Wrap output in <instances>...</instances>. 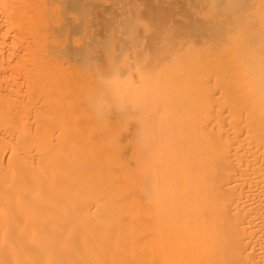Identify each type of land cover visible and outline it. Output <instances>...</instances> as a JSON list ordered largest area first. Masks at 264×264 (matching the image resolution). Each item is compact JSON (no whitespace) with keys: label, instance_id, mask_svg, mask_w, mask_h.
Listing matches in <instances>:
<instances>
[{"label":"bare ground","instance_id":"6f19581e","mask_svg":"<svg viewBox=\"0 0 264 264\" xmlns=\"http://www.w3.org/2000/svg\"><path fill=\"white\" fill-rule=\"evenodd\" d=\"M61 1L62 0H0V264H264V0H204L203 3L204 6H206L205 10H202L203 7L201 8V5L199 6L197 3L196 5L188 4L187 6L185 3L186 0H182L181 4L184 2L187 6L183 5L187 9V11L184 10L185 13L187 12L186 14L180 13V11L183 12L182 8L181 10H179L180 8H176V10H173L172 14L170 13L171 15H168L164 23L153 26L151 23H147L145 20L141 19L137 20L129 31H123L121 25L124 20L131 16L130 12L125 10L126 3L119 2L118 0H110L109 2L95 0L93 2L94 13L98 16L107 17V11L110 10L108 19H113L112 24L114 27L107 28V31L111 34L112 38L118 39L116 41L120 43L114 40L113 43H111L112 45L116 42V44H118L117 47L120 46L122 48V46H126L128 49L130 48L133 50V52L138 48L137 55L140 51L142 52L145 50H147V52L145 51L146 54H148L150 50L153 54L157 49L156 52H162L168 50L171 44L174 46V49L177 45L178 51L182 50L184 53H192L191 57L194 65H192L191 61L189 62L187 60L184 63L182 59L180 61L178 58L173 60L174 64L176 60L178 64L181 63L183 66L186 64L184 70L187 67L190 70V73H188L189 71L186 68L187 73L190 76L193 75L191 79L190 77L188 78L189 83H191L193 87V83H198L199 88H197V91L199 90L200 96L199 98H194L195 96L193 95L195 92H193L191 97L188 96L192 100L191 104L189 103L188 105L187 100H189V98L185 96L184 93V97L182 98L186 100L183 99V102H185L184 104L187 105L186 109L185 107L182 109L181 107L178 108L177 104L178 106H182L181 104H183L182 98L178 97L179 95L182 96L183 91L182 94H177L175 91H179L178 85H174L172 88L173 80L171 79L170 81V78H168L170 81H168L169 87L171 88L170 91L174 92L175 95L177 94L180 101L174 93L168 94L172 95L173 98L167 95L170 91L168 90V86H165L166 84H164L163 79H166V75L167 77L172 76L171 74L173 73L170 74L169 72V76L167 74L168 71L165 70L164 76L163 69L167 64V67L170 69L172 68L171 70L175 67H173L174 65L171 62L169 65L167 61V64L164 61V64L162 63V68L158 65L161 74L157 76L156 71L158 69L156 68L157 70L155 71L157 81L164 77L162 81H160L161 84H157L160 96L158 99L160 100V98H162L161 95L164 93L165 99L167 101L169 100V103L173 102L172 104H174V99L177 100L175 108L179 110L174 113L175 115L173 114L174 109L172 110L174 106H170L172 115H174V117H172L173 121L171 122L173 126L170 123L166 125L170 119L167 120L164 117L165 120L163 118V116L167 117V114H169V116L171 114L168 106L166 109L168 108L167 110H169L170 113L164 109V113H168L162 116L160 112L162 110L159 111L161 114L159 118L163 120L162 122H158V124L159 127L161 126L163 128L155 131L156 133H153L154 130L151 132V128L149 130V126L146 125L144 120H142L144 122L140 123V121L137 124L134 121L135 119L133 120L131 117L138 126L133 130L131 129V131L126 130L127 132L121 134V138L126 139L123 140L124 145L128 139L131 141L130 145L122 146L119 144V141H116L115 133L107 130V132L109 131V133L113 134V139H116V142L112 139L109 140L110 138L107 139V135L104 134V130L107 129L106 127L108 125L109 128L114 126V123H112V125L110 124L111 121H115V119H111L110 122L108 121L110 124H105L106 126L102 127L104 132L101 130V133L104 139L108 140H105V143L109 145L115 142V144L109 145L110 147L108 150H104L105 153L100 155V153H103L101 151H103L104 148L100 150L98 142L99 139H103V137L100 134L101 137H99L97 133L92 135L94 137L97 135L96 140H94L97 142L95 143L93 141V143H90L91 149H89L86 144L88 149L86 147L84 148V137L91 130L87 125L91 123H86L87 125L83 123V127L86 126L88 130H90L88 131L86 129V131L84 128L87 133L83 132V135L85 134L83 138L78 136L82 142V147H79L80 144L77 141L79 145L77 146L78 149H75L77 152H74V156L71 155L75 148L72 146H74L73 144L76 142H72L70 138L68 142H66L65 138L61 139L66 142L64 144L68 143L70 145V141L73 143L71 145L72 149L69 147L70 154L67 152L71 159H68L69 157L63 158L69 155L66 154L64 156L66 150L64 152L62 150L63 154L60 152L61 148L59 147L62 145L56 147L57 149L53 147L55 146L54 144L59 141L58 136L55 137L58 139L55 143L48 144L55 139L53 138V133H56L54 128L52 129L55 131L51 130V128L49 129V127H51V125L53 126V123H55L51 121L53 118L51 117L52 115H49L51 117L50 123L47 119H44L47 117H40V114H42L40 110H45L42 106L43 104L46 105L44 102L47 101L44 100V98L48 97L42 99V95L45 93L40 95L41 91L37 90L34 86L37 92L35 94L36 97H34L35 99H33L32 96L34 93L31 88L33 82H39L37 87H39L41 83L43 84L44 81L42 82V80L44 79V75H42L41 69L44 68L46 63H51L54 69L56 68L59 70L62 69L63 62H66V58H64L65 56L63 55L56 54V56L51 58L47 56V53H50V49L52 50L55 47H53V44L55 43V45H57V40L60 39V43H64L68 40L67 36L66 38L62 36L66 34V31L64 29V20L61 19ZM162 1L168 4V2L171 3L172 0ZM192 1L190 0L187 3H191ZM142 2L144 1L141 0L140 2V0H135V5L141 7L140 5ZM208 3L215 4L216 6L223 5L225 12L213 13L211 8L207 9ZM54 5L56 6L54 7ZM176 7H179V4H177ZM164 8H166V6ZM54 16L56 17L54 18ZM51 19L55 22L53 23ZM48 21L50 22L48 23ZM71 21L73 23L79 21L78 15L73 13ZM157 21L158 20H156V22ZM62 29H64L65 34H61V31H63ZM43 31L46 35H43V43L40 45L41 43L39 41L37 42V39L40 40L42 38H37V35L40 34L39 32ZM101 31H103V29H100L99 24H97L96 28L89 32V34L91 33L90 37L87 33L86 35L90 40L92 39V34L96 35L94 38L95 40ZM48 33L50 34L47 35ZM57 33L61 34L60 36L62 37L59 36L55 42V39L52 38H57V36L55 37ZM40 35H38V37ZM106 36V38H110V36ZM150 36L154 38L150 39ZM45 37H50L51 41H49V38V40L47 39V41L44 42V40H46ZM138 37L141 38V40L137 39ZM64 38L66 40H64ZM99 38L101 39L102 37L99 36ZM104 38H102V43L108 42V40L105 41L106 38L105 40ZM145 38L150 39V42L154 41L153 44H156L158 48L152 51V45H148L151 43L149 41H147V43ZM100 39L97 41L96 45L99 47L92 46V48H99V50L103 49H100L102 43L98 44ZM52 40H54V43ZM48 41L50 44L52 43L51 46L53 48H47L46 50H49V52H45L46 55L44 51L40 50L37 46L39 44L40 48L43 46L45 49L46 43H49ZM76 42L78 43V41H75L74 44H77ZM60 43L56 46L57 49L58 46L60 47L62 45ZM43 44H46L45 47ZM103 44L105 45V43ZM108 44L110 45V43ZM77 45L80 44L78 43ZM85 45L86 48H88V45ZM64 46H66V43L65 45L63 44V47ZM82 46H84V44ZM147 46H150L151 49H146ZM47 47H49V45ZM109 47L107 46L106 48L108 49ZM79 48L80 50H76L80 53L83 47L80 45ZM86 48L84 47V50ZM121 48H119V51ZM154 48L156 47L153 46V49ZM61 49L62 48H60V50ZM113 49L115 50L118 48L114 47ZM96 50H93V53ZM62 51L63 50H61V52ZM89 51L91 52V50ZM89 51L87 50V53ZM130 51L128 52L131 53ZM72 52L73 54L76 53L74 50ZM110 52L111 51H109V53ZM122 52H119L120 55L124 54ZM87 53L85 52L83 56H86ZM101 53L105 54L104 51L99 54ZM172 53L177 52L172 51ZM172 53L170 52L167 55L170 56ZM53 54L55 55V52ZM77 54L78 53H76L75 56L79 57L78 59L76 57L79 62L85 61L86 59L88 60L91 56L90 54L88 58L84 60V57L80 54L83 57L81 61L79 60L80 56ZM95 54H97V52ZM146 54L144 55L146 59L143 57L142 59L147 60ZM152 54H150V56ZM156 54L157 53H155V56H157ZM92 55L94 56V54ZM98 56L96 55L95 57ZM141 56H139V58ZM111 57H114V55H111ZM116 57L118 56L115 55V59ZM191 57H187L188 60H191ZM73 58L71 57V59ZM90 58L92 59H90L89 63H87V60V62L85 61L87 64H92L93 62L91 63V60L94 61L95 59L93 57ZM97 60L99 62L100 59ZM105 60H108V58ZM111 60H113V58ZM111 60L109 59L108 61ZM68 61L70 60L68 59ZM98 62L95 65L100 69ZM127 62L130 63L131 61L127 60ZM132 62L131 64L135 66L136 63H134V61ZM145 62L148 64L150 63L148 61ZM155 62L156 60L152 64ZM187 62L195 67L191 68L190 66L189 68ZM71 64L73 65V63ZM124 64L127 65L126 61ZM124 64L121 65L122 69L125 66ZM106 65L104 68L106 67L107 69L108 67L110 69L111 64L110 66ZM112 65L114 66V64ZM175 66L178 68L177 64H175ZM85 67H82V70H85L86 73L81 72V74L85 73L86 76H89L87 75L89 74L87 73V69L90 66L88 65L87 68ZM79 68L80 67H78V69ZM94 68L96 69V67ZM94 68V72L97 71V73H95V77H97L98 72L102 70L98 71V69L95 70ZM116 68L112 69L116 70ZM139 68L140 67H138V69ZM193 68L196 70L195 73L191 72ZM67 69L69 70V68ZM72 69H74V67ZM141 69H143V67H141ZM145 69L146 68H144V71H148ZM63 70L64 69H62V71ZM74 70H71L72 74ZM93 70L91 69L92 72ZM125 70L124 68V71ZM139 70V74L137 71H133L139 76V78L136 77V79L141 78L142 80L144 71L142 72V77ZM43 71L44 70H42V72ZM77 71L79 73L80 70ZM91 71L89 70V72ZM174 71L175 70L171 72ZM50 72L47 71V73ZM102 72L101 74H103ZM151 72L153 73L154 71ZM54 73L56 74V72ZM110 73L112 74V72ZM179 73L182 72L179 71ZM59 74L63 77L61 72ZM108 74L109 73H107V75ZM133 74L135 73L133 72ZM188 74L187 76H189ZM46 75L44 77H46ZM93 75L91 76L92 79ZM111 76L112 75L109 77ZM129 76L130 81H132L131 77L133 75ZM145 76L147 75L145 74ZM91 77L89 76L90 79ZM59 78H56V81L60 82ZM67 78H69V76H65L63 78L64 84L60 82L61 84L58 86L65 85L66 93H69V96L72 97L76 96V100L71 99L73 106L69 105L71 102L68 97L69 101H65L67 104H64V106L66 105L67 107H71L70 109H73V101L76 102L79 100L77 98L78 90H76L77 92L73 91V87L76 84L72 86L73 90H71L70 84L73 78L70 84L67 83L69 82ZM80 78L81 79L78 77L77 79V82H80V86L83 82L84 84L91 82L89 79L88 81L82 80V75ZM99 78H101V80L104 79L102 77ZM99 78L98 80L101 83L105 82L101 81ZM52 80L53 79H51V82H55ZM104 80L108 81L107 78ZM94 81H92V83H94ZM130 81L127 82L131 83ZM112 82L111 80L110 82L108 81V86H110ZM176 82L177 80H174V84H176ZM66 83L70 89H67L68 86H66ZM92 83L88 84V86L85 85L93 90L92 87L94 85ZM107 83H104L105 86ZM128 83L126 84L128 85ZM115 84L116 83H113V85ZM123 84H125V82ZM83 85L81 86L84 88L83 90L78 86L80 96L82 92V96L85 95L84 90L86 87ZM127 85H125V87H127ZM161 85L163 91H165L163 93L160 92L162 89L160 88ZM163 85L167 89V93ZM50 86L54 87V91L56 90L57 92V87L55 89L54 84ZM105 86L103 85L101 88H104L106 91L105 88L107 86ZM123 86L124 85H122V87ZM100 87L98 85L99 90L103 91ZM114 87L115 86H113V89ZM179 87L181 86L179 85ZM47 91L50 92L48 88L46 92ZM64 91L63 93H65ZM72 91L77 95H71ZM108 91L109 90H107V92ZM141 91L140 93H143V91ZM127 92L128 91H126V93ZM63 93H56L57 95L55 97L58 96L57 100L61 99L59 98L60 95L63 99L65 98L67 94L63 96ZM151 93L152 90H150V94ZM102 94H105V92ZM145 94L144 91V95L142 96H145ZM99 95L101 96V94ZM99 95L97 100L100 98ZM85 96L84 98L88 101L90 95H88V97ZM93 96L91 99H93ZM111 96L114 95L110 94L109 97ZM103 97L106 96L104 95ZM81 98L82 97H80V100ZM84 98H82V100ZM116 98L113 100L116 101L118 99ZM51 99L52 97H50V100ZM104 99H108V97ZM150 99L151 97L145 100ZM165 99H162L161 104L165 103L163 102ZM32 100H34L33 103L35 102L34 104L37 109H34H36L37 112L34 109L33 111L31 110ZM50 100L48 104L53 106V100ZM97 100H94V102ZM154 100L156 99H153V101ZM84 101L85 99L81 102H77L81 105ZM99 101L101 102V100ZM94 102L88 101V104L95 105ZM103 102L104 101H102V103ZM54 103L58 105L56 99ZM107 103L109 102L105 104L107 105ZM143 103L141 104L143 105ZM99 104L97 105V110H99ZM149 104L151 105V103ZM89 105H86L88 109ZM142 105L140 107H142ZM59 106H63V103ZM103 106L104 105L101 106L100 111L105 109L104 106L102 110ZM81 107L82 106H80V108ZM84 107L85 106L82 108ZM153 108L154 106L151 109ZM74 110L76 109L74 108ZM142 110H144V108ZM132 111L130 112L132 113ZM156 111H158L157 108ZM31 112L36 114L32 115ZM44 112L46 111H43V113ZM53 112L55 113V111ZM68 112L69 111H67V113ZM82 112L83 110L81 112L76 110L73 114H71V112L69 113V118L73 117L70 119L71 121L73 119V121L67 120L65 123L67 124L69 121V123L71 122L73 125L71 126L72 131L69 130L68 135L71 136L73 134L71 132L73 131L75 133V129L78 127L77 125H81L80 123L77 124L74 117H82L80 120L83 121ZM152 112H148L149 116H151L150 114H152ZM99 113L100 112H98V114ZM34 115L35 117H33ZM91 116L93 117L94 115ZM91 116L88 117L89 120H91ZM96 116L97 114H95L94 117ZM146 116L148 115L144 117ZM126 117L128 116H125V118ZM96 118L99 117L97 116ZM118 118L119 117H117V119ZM64 119L60 116L59 119H57L62 123L59 125L61 133L59 131L57 134H62V131L64 132L66 128L69 129L68 126L70 125L65 126L64 121L66 120ZM84 120L86 121V118ZM99 120L102 121L101 117ZM129 120L131 121V119ZM126 121H119V123H126ZM154 121L156 120L154 119ZM40 122H43L41 125L47 124L46 126L49 127L44 126L45 130L42 129L43 127L40 128ZM163 122H166V126H164ZM104 123H107V119L106 122L103 121V124L101 122L102 125H104ZM75 124H77V127L73 129ZM131 124L129 125L131 126ZM152 125L151 123V126ZM123 126L121 125V129L125 127ZM62 127L65 129L63 130ZM146 127H148V129ZM165 127L169 129L167 130ZM164 128L168 134L164 132ZM78 129L77 131H79V133L81 130L83 131L82 125L81 127L79 126ZM58 130L59 129H57V131ZM110 130L112 131L113 128ZM82 131L80 133L81 135ZM32 132H34L36 136V142H34L36 143L34 144L35 146L32 144L34 141L32 140L34 137H32V135H34ZM44 133L46 134L44 135ZM120 133H123V130L122 132L120 131ZM64 135L63 133V135L59 136L60 138L67 137V135ZM75 135H77V133ZM75 135L73 134V137ZM92 136L90 133L89 138L91 141L94 138H92ZM117 136L120 138L119 134ZM73 137L71 136V138ZM44 138L45 140L50 138V140L48 139L46 140L47 142H42ZM44 142H46V145L48 144L47 146L53 145V148L49 146V150L45 149L47 154L42 146ZM60 144L62 143L60 142ZM68 144L66 146H68ZM97 145L98 148L96 147ZM52 149L56 151L53 152ZM53 153H61L59 154L61 157L57 155L59 156L58 159L61 158L63 161H65L64 159H68L70 167V163L73 162V167L71 168L76 170L74 178V175L71 179L67 178L68 176L66 179H64L65 177L63 178L66 172L62 171V169L60 170V168L61 166L63 167L64 164L65 167L67 161L63 163L60 159V163L62 162L63 165L59 164V161L56 162L57 164L53 163V165L51 164L52 161H50V165H48V160H52L48 159V157L50 155L52 157ZM126 154L128 156L127 161L125 159L127 158ZM57 156L54 154V159L57 158ZM58 159H55V161ZM70 160L72 161L69 162ZM50 167L53 169H50ZM70 167H68V169L72 170ZM68 169L67 171H69ZM61 171L63 173L65 172V174L61 173ZM51 172L56 175H53ZM50 175L53 180V186L45 183L46 178L49 177L51 180ZM69 177H71V175ZM63 181H65V183L67 182V185L68 182L72 183V185H70V183L68 185V189L73 187L72 189L70 188L72 191L75 189L73 183L75 185L77 184L78 190L73 194L71 193V195L69 193L70 196H67L68 193L67 195H61L62 192L60 191L58 183H62ZM65 183H63L64 186ZM68 189L66 191H69Z\"/></svg>","mask_w":264,"mask_h":264},{"label":"rangeland","instance_id":"374dc122","mask_svg":"<svg viewBox=\"0 0 264 264\" xmlns=\"http://www.w3.org/2000/svg\"><path fill=\"white\" fill-rule=\"evenodd\" d=\"M95 0H62L61 1V7H60V9H61V19H63L64 20V23H65V27H64V29H65V31H66V34H65V32H64V29H62L63 31H61V34H65V35H62L63 37L65 36V38H66V36L68 37V40L66 41V42H62V43H60V39L59 40H57L58 38H59V36L61 35V34H56L55 35V37L57 36V38H52V39H55V42H56V40H57V45H58V43H60V44H62L60 47L58 46V49H57V45H55V43H54V40H52V42L54 43L53 44V47L55 46L56 47V49H55V47L53 48L52 46H51V44H50V42L49 41H51V36L49 37L50 38V40H49V38L48 37H45L46 38V40H44V42L45 41H47V39L49 40L48 42L49 43H46L45 45H46V48L44 49L43 48V46H41L42 48H40V45H42V43H43V38H44V36L43 35H46V33L44 34V31L43 32H39L40 34H38V35H40L39 37H38V35H37V38H42V39H40V40H38L37 39V42L39 41L41 44L39 45L38 44V48L40 49V50H43L44 51V53L45 52H49V50L47 51L46 49L48 48V49H50V48H53L52 50L50 49V53H45L47 56H48V58H51V57H54V56H56V54H58V55H63V56H65L64 58H66V62H63L64 64H62V69H64L63 71H62V69H54V67L52 66V64L51 63H49L50 64V66H49V64L48 63H46V65L45 66H47V67H45L44 66V68L43 69H41V73H42V75H46V77H44L43 76V80H42V82H43V84L41 83L40 84V86L39 87H37L38 86V83L37 82H33L32 83V85H31V88L33 89H31L32 91H33V93H34V95H33V93H32V97H33V99H35L34 97H36L35 96V94H36V89L37 90H40L41 92H40V95H42V94H44V95H42V99L44 98V97H48V98H44V100H47V101H45L44 103H46V105L45 104H43V106H42V108H44L45 110H40L41 111V113L42 114H40L41 116L40 117H47V118H44V119H47V121H49V123H50V118L51 117H53L52 118V122H55V123H53V126L51 125V127H49V126H46L47 124H45V125H41L43 122H40V128L41 127H43L42 129H44L45 130V128H44V126L45 127H49V129L51 128V130H53L52 128H54L55 130H56V133H53L54 134V137L53 138H55V137H57L58 136V139H59V141H57L58 139H53V141L51 142L50 141V143H48V144H52V143H55L56 141L58 142H56L54 145L55 146H53V145H49V146H51V148H56V147H59L60 145H62V146H60L59 148H61V150H60V152L62 153V150H63V152L65 153L64 154V156L66 155V154H68L67 152H69V154H70V151H69V147L71 148V145L73 144L72 142H76V143H74L73 145L74 146H72L73 148H74V150L72 151L73 152V154H71V155H73L74 156V152H77V150H75V149H78V145H79V147H82V142H81V140H80V137H84V135H83V132L84 133H87L86 131L88 130V128L87 127H89V128H91V132L89 131L88 132V134L87 135H85V137H84V139H85V142H84V145L86 144L88 147H89V149H91L90 147H91V142L93 143V141L94 140H96V137H97V135H101L102 137H103V135H102V133H101V130H102V127H105L106 125L105 124H107L108 125V123L110 122V120L111 119H115V121L113 120V121H111V124L110 125H112V123H114V126H112V128H113V130L111 131L110 129H112V128H109V125L106 127L107 129H105V128H103V129H105L104 131H105V135H107L106 136V138L108 139V138H110L109 140H116V141H119V144H121L122 146L124 145V141L123 140H126V139H124V138H121V134H124L125 132H127L126 130H129V131H131V129L133 130L135 127H137L138 125V122H140V123H142V122H146V125L147 126H149V130H150V128H151V132H152V130H154L153 131V133H156L155 131H158V129L160 130V128H163V127H159V124H158V122H162V120L159 118L160 116H161V114H162V116L165 114L166 115V113H168L169 112V110H167L166 109V107L168 106L169 107V109L171 108L170 106H174V108H172V110H173V114L174 113H176V111H178L179 109V107H181V109L183 108V107H185V109H186V104H184L185 102H183V99L184 98H182V97H184V93H185V96H190L191 97V95H192V93L193 92H195V94L193 95V96H195L194 98H199V96H200V94H199V90L197 91V88H199V85H198V83L197 82H195V83H193V85H194V87L191 85V83H189V77H190V79H191V77L193 76V75H189L188 73H190V70L188 69V73H187V70H186V68H185V70H184V67H185V65L183 66V64H178L177 63V60L175 61L176 63L175 64H177V67L179 68V71L180 72H182V73H179V71H178V68H176V66H175V64H174V60L173 59H177L178 58V60L180 61L181 59H182V61H183V63L187 60V61H191V63H192V65H194V63H193V60H192V57H191V55H192V53H190V52H188V53H184L182 50H180V51H178L179 49H178V46L176 45V44H174V45H176L175 46V49H174V46H172V44H171V46L168 48V50H165V51H159V52H156L158 49V47L156 46V44L154 45L153 44V42L151 41L150 42V39H153L154 37L153 36H150L151 38L150 39H148V38H145L146 40V42L147 41H149L151 44H148V45H152V51H154V50H156V51H154V53L152 54L150 51V49H151V47L149 46H147V48L146 49H148V50H150V51H148L149 53V55L148 54H146V52H147V50H145V51H140L141 53H142V56H141V53L139 52L138 53V55L136 54L138 51H137V49H136V51H134L133 52V50H131L130 48L128 49L126 46H122V48L120 47V46H118L117 47V45L118 44H116V42H118V41H116V40H118V39H114V38H112L111 37V34L107 31L108 29L107 28H111V27H114L113 26V24H112V22H113V19H108L109 18V13H110V10H108L107 11V17H104V16H98L97 14H95L94 13V4H93V2H94ZM102 2H104V1H107V2H109L110 0H101ZM119 2L121 1V2H124V3H126L125 5H126V8H125V10L126 11H129L130 12V14H131V16L130 17H128V19H126V20H124L123 22H122V29H123V31H129L130 29H131V27L135 24V22L137 21V20H141V19H143V20H145L147 23H151V25H153V26H156L157 24H159V23H164L167 19L166 18H168V15H171L172 13H173V10L175 9L176 10V8L177 9H179V10H181V8H182V11L183 12H181L180 11V13H183V14H186L185 13V11L184 10H186L187 11V9H186V7L188 6V4H193V5H196V3L197 4H199V6L201 5V8H202V10L204 9L205 10V8H206V6H204V3H203V1L204 0H198V2H197V0H191L192 2L191 3H187V2H189L188 0H183V1H185V3L187 4V6L184 4V2H182L183 4H181V1L182 0H175V1H171V3L172 4H174V5H172L170 2H168V4H167V2L166 3H163V1L162 0H143L144 2H142V4L140 5L141 7H138L137 5H135V0H118ZM196 1V2H195ZM140 2H141V0H140ZM154 2V3H153ZM160 2V3H159ZM176 2H177V4H179V7H176L177 6V4H176ZM220 2V1H219ZM123 3V4H124ZM156 3V4H155ZM160 4V5H159ZM203 4V5H202ZM168 5H170V6H168ZM176 5V6H175ZM186 6V7H184V6ZM56 5H54V7H55ZM166 6V8H164ZM168 6V7H167ZM198 6V7H199ZM173 7H175V8H173ZM173 8V9H172ZM185 8V9H184ZM209 8H211L213 11V13H224L225 12V10H224V8H223V5H221V6H216L215 4H212V3H208V5H207V9H209ZM172 9V10H171ZM73 13H75V14H77L78 15V18H79V21H77V22H72L71 21V17H72V15H73ZM171 13V14H170ZM162 15V16H161ZM56 16H54V18H55ZM159 17V18H158ZM165 17V18H164ZM53 18V17H52ZM54 18H53V20H54ZM158 18V19H157ZM163 21H162V20ZM166 19V20H165ZM50 20V19H49ZM52 20V19H51ZM52 20V22L54 23L55 21H53ZM156 20H158L157 22H156ZM161 21V22H160ZM50 21H48V23H49ZM156 22V23H155ZM97 24H99V26H100V29H103V31H101L100 32V34H102V35H100L99 34V36L100 37H102V38H104L106 35H108V36H110V38L108 39V38H106V40H105V38H104V40L105 41H107L108 40V42H103V43H105V45L102 43V41H103V39L101 38H99V36L98 37H96V39L97 38H99L100 39V41H99V43L98 44H101V48L100 49H102L104 52H105V54L104 53H101V54H99L100 52H103L102 50H99V48H95V47H99V46H96L97 45V41L99 40H94V38H95V36L96 35H94V34H92V36H91V40L87 37V35L90 37V35H91V33L89 34V32L90 31H93L95 28H96V26H97ZM124 24V25H123ZM177 24V23H176ZM175 24V25H176ZM120 25V26H121ZM176 26H178V25H176ZM86 33H87V35H86ZM107 33H109V34H107ZM50 33H48L47 35H49ZM93 35H94V37H93ZM62 36H60V37H62ZM104 36V37H103ZM64 38V40H66ZM83 38V39H82ZM85 38V39H84ZM62 39V38H61ZM88 39V40H87ZM137 39H140L141 40V38H137ZM64 40H62V41H64ZM73 40H75V41H78V43L81 45V47H83V48H81V52H83V53H79V51L78 50H76V49H79L80 50V45H77V44H74V42L75 41H73ZM116 41L113 45L111 44V43H113V41ZM95 41V42H94ZM65 43H66V46H64L63 47V44L65 45ZM108 43H110V45L108 44ZM119 43V42H118ZM148 43V42H147ZM171 43H173V42H171ZM59 44V45H60ZM68 44V45H67ZM84 44V46H82ZM85 44H87L88 45V48H86V45ZM120 44V43H119ZM44 45V44H43ZM45 45H44V47H45ZM49 45V47H47ZM75 45V46H74ZM74 46V47H73ZM77 46V47H76ZM92 46H95L94 48H92ZM104 46H105V48H104ZM109 47L108 49L106 48V47ZM153 46H155L156 48H154L153 49ZM84 47L89 51V50H91V52L89 51L88 53H87V50L85 51L84 50ZM90 47V48H89ZM114 47H116V48H118V49H115L116 50V52H117V54H116V52H115V50L113 49ZM124 47V48H123ZM60 48H62L61 50H63L62 52H61V50H60ZM119 48H121L120 49V51H119ZM150 48V49H149ZM96 49H98V50H96ZM122 49H124V50H122ZM170 49V50H169ZM174 49V50H173ZM54 50V51H53ZM74 50V52L76 51V53H78L77 55L78 56H80V59L79 60H81L82 61V59L81 58H83L84 57V60L86 59V58H88V56L91 54V56L90 57H93V58H95L94 59V61L93 60H91V63L92 64H87V63H89V61H90V59H92V58H88V62L86 63L85 61H82V62H79L77 59L79 58V57H77V56H75L76 55V53L75 54H73V51ZM93 50H96V51H94V53H93ZM121 53L122 51V53H124V54H121L120 55V53L118 52V51ZM130 51L131 53H129L128 51ZM87 53V57L84 55L83 56V54H85V52ZM109 51H111L110 53H109ZM114 51V52H113ZM125 51H127V52H125ZM172 53V51H176L177 53H172V54H170V56L169 55H167L168 53ZM55 52V55L53 54ZM56 52H59V53H56ZM97 52V54H95ZM145 52V53H144ZM179 52V53H178ZM180 52H182V53H180ZM64 53V54H63ZM119 53V54H118ZM125 53H127L128 55H129V57H130V59H129V57H128V55L127 54H125ZM135 53V54H134ZM143 53H144V55L146 54V56H147V60H145L146 58L144 57V55H143ZM155 53H157L156 55L157 56H155ZM162 53H164V54H162ZM83 56H81V55ZM92 54H94V56L92 55ZM103 54H104V56H103ZM150 54H152L151 56H150ZM162 56H161V55ZM50 55V56H49ZM71 55V56H70ZM98 56V55H100V56H98V57H95V56ZM111 55L113 56L114 55V57H111ZM115 55L116 56H118V57H116V59H115ZM159 55V56H158ZM164 55V56H163ZM172 55V56H171ZM73 56H74V58H73ZM107 56V57H106ZM139 56H141L140 58H139ZM148 56H149V58H148ZM165 56H167V57H165ZM58 57V56H57ZM71 57L73 58V59H71ZM76 57H77V59H76ZM101 57V58H100ZM104 57V58H103ZM136 57V58H135ZM142 57L143 58H145V59H142ZM182 57V58H181ZM189 57H191V60H188V58ZM63 58V59H64ZM103 58V59H102ZM106 58H108V60L110 59H112L113 58V60H111V61H108V60H105ZM133 58V59H132ZM151 58H152V60H151ZM180 58V59H179ZM187 58V59H186ZM68 59L70 60V61H68ZM97 59H100L99 60V62H98V60ZM115 59V60H114ZM148 59H150V60H148ZM97 60V61H96ZM127 60H130L131 62L132 61H134V63H136V65L134 66V64H131V62L129 63V62H127ZM138 60V61H137ZM141 60V61H140ZM143 60H144V63H143ZM156 60V64L154 63V64H152L154 61ZM107 61V62H106ZM125 61H126V64L127 65H130V66H127V65H125L124 63H125ZM136 61V62H135ZM145 61H148V62H150L149 64L147 63V62H145ZM152 61V62H151ZM164 61H165V63L167 64V62L169 63V65L172 63L173 65H171V66H173V67H175V68H173V70H175L174 72H171V71H173V70H171L169 67H167L168 66V64H167V66L166 67H164V69H163V74H164V71L165 70H167L168 71V75H169V72H170V74L171 73H173V74H171L172 76H170V77H167V75H166V79H163L164 80V84H166L165 86L167 87L168 86V90L170 91L171 90V88L169 87V83H168V81H169V79L168 78H170V81H171V79L173 80L172 82H173V86H171L172 88L174 87V85H178L177 87H178V89H179V91H175L177 94H179V93H181L182 94V91H183V94H182V96L181 95H179L178 97L179 98H182L181 100H182V103L183 104H181L182 106H178V104H177V107L178 108H175L176 106H175V104L177 103V100L176 99H174V104H172L173 102L172 101H170V102H172V103H169V100L167 101L166 99H165V95H164V93L163 92H165V91H163V88H162V85H161V87L160 88H162L161 89V91L160 92H162L161 94V97L162 98H160V100L158 99L160 96H159V90H158V88H157V84L159 83V84H161L160 83V81H162V79L160 80V79H158V81L156 80L157 79V76H158V74H161L160 72H161V70H160V72H159V67H163V65H162V63L164 64ZM167 61V62H166ZM178 61V62H179ZM181 61V62H182ZM79 62V63H78ZM98 62V65L100 66L99 68L100 69H98V66H96L95 64ZM111 64V66H110V64ZM113 62V63H112ZM115 62V63H114ZM159 62H160V64H159ZM171 62V63H170ZM189 62H187V65H188V67L190 68V66H191V68L192 67H195V66H192ZM71 63H73V65L71 64ZM83 63V64H82ZM103 63V64H102ZM109 65L110 66V69L107 67V69H106V67L104 68V66L106 65ZM119 65H118V64ZM133 63V62H132ZM147 63V64H146ZM68 64H70V65H68ZM105 64V65H104ZM112 64H114V66L112 65ZM125 65L124 66V68L126 69L125 71H124V68L122 69L121 68V65ZM144 64V65H143ZM146 64V65H145ZM152 66H151V65ZM77 65V66H76ZM88 65L91 67L92 65L94 66V67H96V69L92 66L91 68L89 67L88 69H87V73H89V74H87V75H89L90 77L93 75V79L95 80V78H96V80L94 81L93 79H92V77H91V79L89 78V76H86V72H85V70H82V67H85V68H87L88 67ZM106 65V66H107ZM118 65V66H117ZM132 65V66H131ZM158 65H159V67H158ZM161 65V66H160ZM69 66V67H68ZM76 66V67H75ZM113 66V67H112ZM127 66V67H126ZM147 66H148V69H147ZM157 66V67H156ZM165 66V65H164ZM52 67H53V69H52ZM65 67V68H64ZM69 68V70L67 69V68ZM74 67V69H72ZM78 67H80L79 69H78ZM101 67H102V69H101ZM117 67V68H116ZM138 67H140L139 69H138ZM141 67H143V69H141ZM49 68V69H48ZM84 68V69H85ZM93 68L95 69V70H97L98 69V71L100 70H102V71H104V72H102L103 74H101V72H98V74H97V77H95L96 76V74L95 73H97V71L96 72H94V70H93ZM104 68V69H103ZM112 68H116V70H114V69H112ZM127 68H129V69H127ZM144 68H146L145 70H148V71H144ZM149 68H150V70H149ZM154 68V69H153ZM158 70H157V69ZM166 68V69H165ZM168 68H169V70H168ZM52 69V70H51ZM91 69L93 70V72L91 71ZM153 69V70H152ZM42 70H44L43 72H42ZM56 70V71H55ZM66 70V71H65ZM71 70H74L73 71V74H75V75H73L72 74V72H71ZM77 70H80L79 71V73H78V71ZM89 70L91 71V72H89ZM107 70H109V71H106ZM127 70H128V72H127ZM130 70V71H129ZM133 70H135V71H137L138 72V70L141 72L140 73V75L143 77V73H144V77L142 78V80L144 81H142L141 80V78L140 79H136V77H138L139 78V76H138V74H139V72H138V74L135 72V71H133ZM157 70V71H156ZM182 70V71H181ZM47 71L48 72H50V73H47ZM68 71H69V74H68ZM76 71V72H75ZM115 71H116V73H115ZM144 71V72H143ZM149 71H150V75H149ZM151 71H154L153 73L151 72ZM155 71H156V74H157V76H156V74H155ZM54 72H56V74L54 73ZM62 73L63 74V77L59 74V73ZM81 72H85V73H82L81 74ZM110 72H112V74L110 73ZM114 72V73H113ZM118 72V73H117ZM126 72V73H125ZM133 72L135 73V74H137V75H135V74H133ZM143 72V73H142ZM148 72V73H147ZM191 72L193 73H195L196 72V70L193 68V70L191 69ZM44 73V74H43ZM66 73H67V75H66ZM93 73V74H92ZM107 73H109L108 75H107ZM152 73V74H151ZM52 76H51V75ZM82 75V80H87L88 81V79L91 81L90 83H92V81H94V83H92L94 86L92 87L93 88V90L92 89H89L87 86H88V84H90V83H88V84H84V82H83V86L84 87H86V92H85V90H84V94L85 95H87L88 93V95H90L89 97H88V95L87 96H85V95H83L82 96V94H83V92H82V94H81V96L79 95V88H78V86L79 87H81L80 86V82L78 81L77 82V79H78V77H79V79H81L80 77H81V75ZM128 74V75H127ZM145 74L147 75V76H145ZM154 74H155V76H154ZM187 74L189 75V76H187ZM68 77L69 76V78H67V79H69V82H67V83H71L70 84V86H71V90H73V91H75V92H77L76 90H78V92H77V94H78V96H77V98L79 99V100H77V101H83L84 99H85V101L87 102H85L84 101V103H85V105H84V103L82 102L81 103V105H80V103H78L77 101L75 102V101H73V100H76V96H74L75 97V99H74V97H72V96H69V93L67 94L66 92V90H65V85L63 86V85H61V86H58V85H60L61 83L62 84H64L63 83V78L65 77ZM71 75H72V77H71ZM100 75H102V76H100ZM107 75V76H106ZM110 75H112L111 77H109ZM115 75H117V76H115ZM129 75H133L131 78V80L132 81H130V76ZM57 76V77H56ZM135 76V77H134ZM154 76V77H153ZM164 76H165V74H164ZM179 76H180V78H179ZM182 76H184V77H182ZM187 76V77H186ZM47 77H49V78H47ZM54 77V78H53ZM60 77V78H59ZM61 77H62V79H61ZM99 77H102V78H107L108 79V81L110 82V80L111 81H113L112 83H110V86H108L109 84L107 83L108 81H106V80H104V79H102L101 80V78H99ZM128 77V78H127ZM160 77V76H159ZM158 77V78H159ZM56 78H59L58 80L61 82H58V81H56ZM73 78V79H72ZM98 78L101 80V81H105L104 83H107V87L105 86V84L102 82H100L99 80H98ZM155 78V79H154ZM184 79V81H183V79ZM51 79H53L52 81H55V82H51ZM71 79H72V81H71ZM126 79V80H125ZM147 79V80H146ZM151 79V80H150ZM46 80V81H45ZM62 80V81H61ZM75 80V81H74ZM82 80H81V82H82ZM98 80V81H97ZM138 80H139V82H138ZM150 80V81H149ZM154 80V81H153ZM174 80L176 81L177 80V82H176V84H174ZM64 81H66V80H64ZM68 81V80H67ZM71 81V82H70ZM115 81V82H114ZM127 81H130L131 83H128ZM157 81V82H156ZM169 81V82H170ZM45 82H46V84H45ZM49 82H51V83H49ZM97 83V85H96V83ZM99 82V83H98ZM125 82V84H123ZM142 82H143V84H142ZM148 82H150V83H148ZM151 82H155V83H151ZM171 82V83H172ZM67 83H66V86H68L67 85ZM101 83V84H100ZM113 83H116L115 85H113ZM126 83H128V85L126 84ZM170 83V84H171ZM51 84H54L55 85V89H56V87H57V92H56V90L54 91V87H51L50 85ZM77 84H79V85H77V87H76V85ZM124 85L123 87H122V85ZM142 84V85H141ZM182 84V85H181ZM195 84H196V87H195ZM45 85V86H44ZM75 85V86H74ZM98 85H99V87L102 85H104L106 88V91L104 90V88H101L100 87V89L101 90H103V91H100L99 90V88H98ZM111 85H113V86H115L114 87V89H113V86H111ZM125 85H127V87H125ZM133 85V86H132ZM135 85V86H134ZM137 85V86H136ZM151 85V86H150ZM179 85L181 86V87H179ZM191 85V86H190ZM34 86L36 87V89H34ZM53 86V85H52ZM72 86H74L73 87V89H72ZM90 86V85H89ZM186 86V87H185ZM198 86V87H197ZM43 89H42V88ZM62 87V88H61ZM63 87H64V89H63ZM76 87V88H75ZM129 87V88H128ZM140 87V88H139ZM163 87H164V85H163ZM176 87V88H177ZM38 88H40V89H38ZM47 88H48V90H50V92H51V94H50V92L49 91H47L46 92V90H47ZM98 88V89H97ZM126 89V91H128L127 93H126V91H125V89ZM128 88V89H127ZM134 88H136V89H134ZM156 88V89H155ZM165 88V87H164ZM45 89V90H44ZM53 89V90H52ZM67 89H70L69 88V86L67 87ZM81 89L83 90L84 88H82L81 87ZM80 89V90H81ZM166 89V88H165ZM184 89V90H183ZM65 90V91H64ZM70 90V91H71ZM107 90H109L108 92H107ZM143 91V93H140V91ZM150 90H152V93L154 94H156V96H155V94L153 95L152 93L150 94ZM177 90V89H176ZM55 93H54V92ZM63 91L65 92V93H63ZM73 91L71 92V95H73V94H76V93H73ZM111 91H113V92H111ZM115 91V92H114ZM117 91V92H116ZM141 91V92H142ZM144 91H145V96H142V95H144ZM149 91V92H148ZM174 91V90H173ZM185 91V92H184ZM68 92H69V90H68ZM88 92V93H87ZM100 92V93H99ZM103 92H105V94H102ZM120 92V93H119ZM125 92V93H124ZM53 93V94H52ZM59 94V93H63V96L65 95V94H67V95H65V98L63 99V97H61V95H60V97L59 98H61V99H59V100H57L58 99V96L57 97H55L57 94ZM81 93V92H80ZM115 93V94H114ZM125 95H124V94ZM130 93V94H129ZM166 93H167V89H166ZM173 94L174 92H168L167 93V95L168 94ZM76 94V95H77ZM91 94H92V96H93V99H91L92 98V96H91ZM99 94H101V96L99 95ZM110 94L111 95H114V96H111V97H109L110 96ZM135 94H137V95H135ZM177 94L175 95V93H174V95L177 97ZM187 94V95H186ZM47 95V96H46ZM49 95V96H48ZM51 95V96H50ZM54 97H53V96ZM98 95L100 96V98H98V100H97V97H98ZM106 96V97H103V96ZM147 95V96H146ZM166 95V96H167ZM84 96L85 97H88V101L90 102H94V100H97L96 102H97V104H96V102H94V104L95 105H89L88 104V101L86 100V98H84ZM118 96V97H117ZM142 96V97H141ZM169 97L171 96V98H173V96L172 95H168ZM50 97H52V99L51 100H53V106L51 105H49L48 103H49V100H50ZM70 99V102H71V99H73L72 101H73V103H74V107H72L73 109H70L71 107H67L66 105V108H65V106H64V104H67V102L69 101V99ZM80 97H82V98H84L83 100H82V98H81V100H80ZM102 97H103V99H102ZM108 97V99H104V98H107ZM118 99H117V98ZM151 97V101L150 100H145V99H149ZM156 97V98H155ZM177 97V98H178ZM190 97H188L189 98V100H187V103H188V105H189V103L191 104V98ZM56 99V102L58 103V105H55V99ZM109 98H110V100H109ZM114 98H116L117 100L115 101V100H113ZM133 98V99H132ZM139 99V100H137V99ZM144 98V99H143ZM178 98V99H179ZM136 99V100H135ZM153 99H156V100H154L153 101ZM162 99H165V100H163V102H165V103H162L161 104V101H162ZM50 100V101H51ZM68 100V101H67ZM93 100V101H92ZM99 100H101V102L99 101ZM106 100V101H105ZM112 100V101H111ZM142 102H141V101ZM158 100V101H157ZM185 100V99H184ZM33 101L34 100H32V104H31V110L33 111V109L34 108H36V105L33 103ZM59 101V102H58ZM65 101H67V102H65ZM102 101H104L103 103H102ZM115 101V102H114ZM133 101V102H132ZM138 101V102H137ZM145 101V102H144ZM179 101H180V99H179ZM186 101V100H185ZM69 102V103H70ZM106 102H109V103H107V105L105 104ZM127 102V103H126ZM144 102V103H143ZM147 102V103H146ZM156 102V103H155ZM56 103V104H57ZM62 103H63V106H59V105H62ZM78 103V104H77ZM100 103V104H99ZM115 103V104H114ZM130 103V104H129ZM141 103H143V105L141 104ZM149 103H151V105L149 104ZM99 104V110H97L98 109V105ZM109 104V105H108ZM114 104V105H113ZM127 104V105H126ZM147 104H149L148 106H146ZM70 106H73V104H72V102H71V104H69ZM77 105H78V107H77ZM86 105H89V109H88V106H86ZM102 105H106L105 106V109H104V106L102 107V110L103 111H100L101 110V106ZM112 105H113V107H112ZM120 105V106H119ZM131 105V106H130ZM133 105H134V107H133ZM142 105V107H140ZM184 105V106H183ZM45 106V107H44ZM76 106V107H75ZM80 106H85L84 108H80ZM107 106H108V108H107ZM122 106V107H121ZM127 106V107H126ZM150 106H154V108L153 109H151L152 107H150ZM54 107V108H53ZM60 107V108H59ZM92 109H91V108ZM94 107V108H93ZM111 107V108H110ZM123 107H124V109H123ZM126 107V108H125ZM138 107V108H137ZM146 107H147V109H146ZM161 107V108H160ZM61 108H62V110H61ZM70 110H69V109ZM74 108L76 109V110H78L79 112H81L82 110H83V112L81 113V115L83 116V118L85 119L86 118V121L83 119V121L82 120H80V119H82V117L81 118H77V117H74L75 119H76V121H77V124L78 123H80L81 125H82V128H83V131H82V135L80 134L81 133V131H80V133H79V131H77V129H78V127L80 126L81 127V125H77V124H75V126H74V128L73 129H75L77 126V129H75L76 131H75V133H74V131L73 132H71V133H73L74 135L77 133V135H75L74 137H73V134L71 135L73 138H71V136L70 135H68L69 133V130L70 131H72L71 129V126L73 125V123L71 124V122L73 121V119H72V121L70 120L71 118H73V117H70L69 118V113L71 112V114H73V112H75L76 110H74ZM144 108V110H142ZM156 108H157V110L158 111H156ZM163 108V109H162ZM37 109V108H36ZM36 109H34L36 112H37V110ZM47 109V110H46ZM80 109H82V110H80ZM107 109V110H106ZM115 109V110H114ZM146 109V110H145ZM150 109V110H149ZM164 109H166V111H168V112H166V113H164L165 111H164ZM180 109V110H181ZM185 109H184V111H185ZM58 110V111H57ZM86 110V111H85ZM90 110V111H89ZM92 110V111H91ZM95 112H94V111ZM116 111V112H114V111ZM129 110V111H128ZM132 110H135V111H132ZM149 110V111H148ZM160 110H162V111H160ZM43 111H46V112H44L43 113ZM48 111H51V112H48ZM53 111H55V113H56V115H55V113L53 112ZM62 111H64V112H62ZM67 111H69L68 113H67ZM88 111H89V114H88ZM112 111V112H111ZM126 111V112H125ZM130 111H132V113L130 112ZM140 111H142V112H140ZM152 111H154V112H152ZM161 112V114H160V112ZM98 112H100L99 114H98ZM110 114H109V113ZM120 112H121V114H120ZM129 112V113H128ZM148 112L149 113H151L152 112V114H154V115H152V114H150L151 116H149V114H148ZM158 112V113H157ZM170 112H171V109H170ZM169 112V113H170ZM181 112H183V111H181ZM32 113V115L33 114H36V113H34V112H31ZM48 115H47V114ZM50 113V114H49ZM53 113V114H52ZM60 113V114H59ZM62 113V114H61ZM67 114V116H66V114ZM78 113V112H77ZM97 114V116L99 117V118H96V117H94L95 116V114ZM108 113V114H107ZM112 113H114V114H112ZM125 113V114H124ZM131 113V114H130ZM143 113V114H142ZM147 113V114H146ZM112 114V115H111ZM118 114V115H117ZM129 114V115H128ZM160 114V115H159ZM47 115V116H46ZM49 115H52L51 117L49 116ZM58 115V116H57ZM80 115V116H81ZM91 115H94L93 117L91 116ZM105 115V116H104ZM111 117H110V116ZM116 116L115 118H113L114 116ZM142 115H148V116H146V117H144V116H142ZM172 112H171V114H170V116H169V114H167V117L166 116H163V118L165 117L167 120H169L167 123H166V125L168 124V123H170L171 124V122L173 121V118L172 117H174V115H172ZM49 116V117H48ZM59 116L60 117H62V119H64V120H66V121H64V123L65 122H67V120H70L71 122L69 123V121H68V123L66 124L65 123V126L67 125H70V126H68L69 127V129L68 128H64L65 130H67V131H65L64 129H63V127H62V129L64 130V132L62 131V134H57V133H59V131H60V133H61V128H59V125L60 124H62L61 123V119L60 120H57V119H59ZM77 116V115H76ZM79 116V115H78ZM89 116H91L90 117V119L91 120H89ZM125 116H128V117H126L125 118ZM134 116V117H133ZM33 117H35V115L33 116ZM32 117V118H33ZM56 117H57V119H56ZM100 117H101V119H102V121L101 120H99L100 119ZM110 117V118H109ZM117 117H119L118 119H117ZM124 117V118H123ZM133 118V120L137 123H135L133 120H132V118ZM150 117V118H149ZM169 117V118H168ZM94 118V119H93ZM98 119L99 121H100V123H99V121L98 120H96V119ZM105 118V119H104ZM143 118H145V119H143ZM150 119V120H148V119ZM164 118V119H165ZM34 119V118H33ZM41 119V118H40ZM44 119H41V120H44ZM49 119V120H48ZM54 119H55V121H54ZM106 119H107V123H104V125H102L103 124V121L104 122H106ZM117 119V120H116ZM125 119V120H124ZM129 119H131V121L129 120ZM137 119V120H136ZM139 119V120H138ZM154 119L156 120V121H154ZM165 119V120H166ZM96 120V121H95ZM129 122H127V121ZM142 120H144V121H142ZM148 120V121H147ZM80 121V122H79ZM92 121V122H91ZM109 121V122H108ZM119 121H126V123L125 122H123L122 124H120L119 123ZM63 122V121H62ZM74 122H75V120H74ZM89 122L91 123V124H89ZM101 122H102V124H101ZM150 122V123H149ZM154 122V123H153ZM156 122H157V124H156ZM46 123V122H45ZM83 123H85V125H87V124H89V125H87V127L86 126H84L83 127ZM87 123V124H86ZM118 123V124H117ZM132 123V124H131ZM139 123V124H140ZM147 123H149V124H147ZM151 123L154 125H152L151 126ZM165 123L163 122V124H164V126H166L165 125ZM56 124V125H55ZM102 126H101V125ZM129 124H131V126L129 125ZM169 124V125H170ZM50 125V124H49ZM58 125V126H57ZM77 125V126H76ZM100 125V126H99ZM120 125V126H119ZM121 125L124 127H122L123 129H121ZM169 125H168V127H169ZM172 126H173V123L171 124ZM57 126V127H56ZM61 126H64V125H61ZM95 126V127H94ZM130 126V127H129ZM93 127V128H92ZM101 127V128H100ZM127 127V128H126ZM59 129L58 131H57V129ZM84 128H85V130H84ZM94 128H95V130H94ZM97 128V129H96ZM126 128V129H125ZM130 128V129H129ZM147 129H148V127H146ZM157 128V129H156ZM166 128V127H165ZM165 128H164V130H165ZM34 129V128H33ZM47 129V128H46ZM81 129V128H80ZM93 129V130H92ZM167 130L169 129V128H166ZM171 129V128H170ZM48 130V129H47ZM55 130H53V131H55ZM79 130V129H78ZM107 130H109L110 132H112V133H115V137H116V139H113V134L112 133H109V131L107 132ZM122 130H123V133H120V131L122 132ZM163 130V129H162ZM163 130V131H164ZM172 130H173V127H172ZM34 131V130H33ZM94 131V132H93ZM103 130H102V132H104ZM116 131V132H115ZM128 131V132H129ZM47 132H49V131H47ZM164 132H166L167 133V131L165 130ZM171 132V131H170ZM63 133L65 134L64 136H66L67 135V137H63V138H60V136L59 135H63ZM90 133H91V136L92 135H94V134H96L97 133V135L94 137V136H92V138H93V140L91 141L90 140ZM109 133V134H108ZM116 133H118L119 135H120V138L122 139H120L119 138V136H117L118 134H116ZM32 134H34V135H32V137H33V139L32 140H34L33 141V145L34 144H36V143H34V142H36V136H35V133L34 132H32ZM46 133H44V135H45ZM51 134V133H50ZM53 134H52V136H53ZM79 134V135H78ZM168 134V133H167ZM49 135V134H48ZM47 135V136H48ZM99 135V137H101ZM70 136V137H69ZM78 136H80V137H78ZM112 136V137H111ZM45 138H47L46 136H44ZM75 137H76V139H75ZM45 138L44 139H42V142L43 141H46V140H50V138H48V139H46L45 140ZM65 138V140H66V142H68L69 141V138H70V140H72V142L70 141L69 143H71L70 145L68 144V146H66L67 144H64V143H66L64 140H61V139H64ZM77 138H79V139H77ZM81 138V139H82ZM51 139V140H52ZM68 139V140H67ZM75 139V140H74ZM84 139H83V141H84ZM86 139H87V141H86ZM101 139V138H100ZM99 139V146H100V150L102 149V148H104L103 149V151H101V152H103V153H100V155H102V154H104L105 153V151L104 150H108V148L114 143L115 144V142H113L112 144L110 143L109 145L107 144V143H105L106 141L105 140H107V139H104V137H103V139H101L100 140ZM80 140V141H79ZM98 140V139H97ZM64 141V142H63ZM79 142V144H78V142ZM108 141V140H107ZM123 143H122V142ZM130 140L128 139L127 141H126V143H125V145L126 146H128V145H130L131 144V141L129 142ZM47 142V141H46ZM46 142H44V144H45V146H44V144L42 145L43 147H44V150L46 149H48L49 150V146H47L46 145ZM49 142V141H48ZM60 142L62 143V144H60ZM87 142V143H86ZM95 143L97 142V141H94ZM101 142V143H100ZM128 142H129V144H128ZM95 143H94V145H95ZM97 143V144H98ZM105 143V144H104ZM57 144H58V146H57ZM65 146H64V145ZM77 144V145H76ZM90 144V145H89ZM83 145V146H84ZM86 145L84 146V148L86 147ZM106 145V146H105ZM124 145V146H125ZM35 146V145H34ZM33 146V147H34ZM46 146H47V148H46ZM53 146V147H52ZM88 147H86L87 149H88ZM97 148H98V145L96 146ZM96 147H94V148H96ZM63 148V149H62ZM65 148V149H64ZM57 149V148H56ZM72 149V148H71ZM45 150V151H46ZM52 151H53V149H52ZM52 151L50 150V152L52 153ZM54 151H56V150H54ZM53 151V152H54ZM49 152V153H50ZM50 153V154H51ZM61 153H59V154H61ZM46 154H47V151H46ZM49 154V155H50ZM54 154L57 156V155H59V154H56V153H53V158L51 157V155L49 156V155H47V156H49L48 157V159H52V160H48V165H50V161H52L51 162V164H53V163H55V164H57L56 162H58L59 161V164H61V165H63L62 164V162L60 163V161L62 160L63 161V159H58V157L60 156L61 157V155H59V156H57V158H55V159H58V160H56L55 161V159H54ZM63 154V153H62ZM68 154V155H69ZM98 154H99V152H98ZM129 155V154H128ZM68 158V159H71L70 158V155L69 156H65V157H63V158ZM126 157L127 158H125L126 159V161L128 160V156H127V154H126ZM68 159L66 160V159H64L65 161H63V163L64 162H66L67 161V163H68ZM129 159H130V156H129ZM72 160H70L69 162H71ZM111 162H112V159H111ZM66 163V166H68L69 165V163L67 164ZM73 163V162H72ZM72 163H70L71 164V167H73L72 166ZM54 165V164H53ZM61 165H59V166H61ZM65 165V164H64ZM64 165H63V167L61 166V168H60V170L62 169V171H65L66 172V174L67 173H69L70 175H71V177H69L70 175L69 174H65V172L63 173L62 171H61V173H63V174H65L64 176H63V174H62V176H63V178L64 179H66V177L67 178H72V176H73V178L75 177V172H76V170L73 168H71L70 167V165L68 166V167H70V169H72L73 170V172H72V170H69L68 169V167L67 168H65L64 167ZM52 166V165H51ZM64 168V169H63ZM50 169H53V168H51L50 167ZM66 169V170H65ZM67 169L72 173H70L69 171H67ZM50 171V170H49ZM52 174H53V172H51ZM53 175H56L55 173L53 174ZM50 177H51V175H50ZM54 179V178H53ZM47 180H49V181H47ZM46 182V184L47 185H52V177H51V180L49 179V177L48 178H46V180H45ZM51 181V182H50ZM48 182H49V184H48ZM61 183V182H60ZM60 183H58V185H59V188H60V191L62 192L61 193V195L63 194V195H67V193H68V195L67 196H70L71 195V193L73 194V193H75L77 190H78V187H77V184L75 185L74 183H73V185H74V190L72 191V190H70V188L72 189L73 187H70L69 189H68V185H69V183H70V185H72V183L71 182H68V185L65 183V181H63L61 184ZM63 183H65V186L67 185V187H66V189H65V186H64V184ZM53 186V185H52ZM77 188H76V187ZM69 190V191H66V190ZM59 191V192H60ZM63 192H66V193H63ZM69 193H70V195H69ZM66 196V197H67Z\"/></svg>","mask_w":264,"mask_h":264}]
</instances>
